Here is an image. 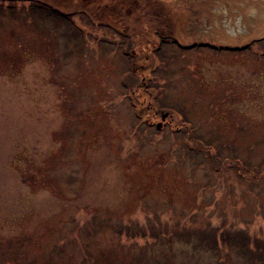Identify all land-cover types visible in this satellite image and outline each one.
I'll return each instance as SVG.
<instances>
[{
    "label": "rangeland",
    "instance_id": "374dc122",
    "mask_svg": "<svg viewBox=\"0 0 264 264\" xmlns=\"http://www.w3.org/2000/svg\"><path fill=\"white\" fill-rule=\"evenodd\" d=\"M111 1L0 0V264H264V0Z\"/></svg>",
    "mask_w": 264,
    "mask_h": 264
},
{
    "label": "trees",
    "instance_id": "16d2710c",
    "mask_svg": "<svg viewBox=\"0 0 264 264\" xmlns=\"http://www.w3.org/2000/svg\"><path fill=\"white\" fill-rule=\"evenodd\" d=\"M80 3L85 2V0H79ZM128 0H121V1H116V2H106L103 3L104 5H108L109 7H106L108 9V11L105 12V14H102V18H104V20H106L108 23H111L112 25H114V27L117 29V32H120L121 34L127 33V36H131L134 40L133 44H139L143 42V45H145L147 42L149 41V39H146V31L143 30V28H141V24L138 27L137 25H132L134 27H130V25H128L129 23H127V20H129V18H133L131 14L134 13V9L137 7L138 8V15H141V10H145L144 8H140V6H134L133 4L128 5L125 4ZM137 5V4H136ZM154 8H157V6L154 4L153 5ZM163 8H165L163 6ZM126 9H128V12L126 13ZM97 12V9L95 10ZM154 12H156L154 10ZM98 13V12H97ZM166 11H164L162 14L157 15V13H154L153 15H146L145 16V20L144 23L145 24L146 20L152 19L154 22H152L154 25V28L156 27L157 30H163V29H167V26H165L166 23H161L162 25L159 24V22H165V20L168 18V16L166 15ZM100 14V13H99ZM123 29L125 31H123ZM138 34H140L143 38V40L138 38ZM126 37V36H125ZM137 41L139 43H137ZM139 46V45H138ZM153 113V111H152ZM214 235L216 236H220L222 237V239H225V234L223 232L216 231L214 230ZM215 242L217 241V239H214ZM226 242V240H225ZM209 244V243H208ZM212 244V243H211Z\"/></svg>",
    "mask_w": 264,
    "mask_h": 264
}]
</instances>
